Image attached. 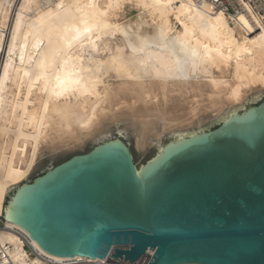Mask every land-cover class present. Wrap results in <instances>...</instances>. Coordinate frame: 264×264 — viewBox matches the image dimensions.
Listing matches in <instances>:
<instances>
[{
    "label": "bare ground",
    "instance_id": "1",
    "mask_svg": "<svg viewBox=\"0 0 264 264\" xmlns=\"http://www.w3.org/2000/svg\"><path fill=\"white\" fill-rule=\"evenodd\" d=\"M262 92L264 31L243 13L194 0H0V244L18 264L84 259L50 255L4 220L42 148L99 144L129 122L157 159L164 134L195 136L203 115L224 123Z\"/></svg>",
    "mask_w": 264,
    "mask_h": 264
},
{
    "label": "water",
    "instance_id": "2",
    "mask_svg": "<svg viewBox=\"0 0 264 264\" xmlns=\"http://www.w3.org/2000/svg\"><path fill=\"white\" fill-rule=\"evenodd\" d=\"M121 142L103 141L23 183L4 220L56 257L138 264L150 250L148 264H264V97L212 129L166 141L141 177Z\"/></svg>",
    "mask_w": 264,
    "mask_h": 264
},
{
    "label": "rangeland",
    "instance_id": "3",
    "mask_svg": "<svg viewBox=\"0 0 264 264\" xmlns=\"http://www.w3.org/2000/svg\"><path fill=\"white\" fill-rule=\"evenodd\" d=\"M260 94L258 97H256L255 94L254 96L253 94L249 95L248 101H246L244 105L246 106L248 104L258 103L262 99V97H264V92ZM201 118L204 119H201L202 121H200L198 125L193 124L191 127L192 129L190 127H188V129L190 131L209 130L215 127L216 125H219V123L221 122L217 121V119L214 120V118H208L206 115H203ZM110 127V129L108 130L107 128H105V130L108 131L107 134H105L107 135L106 140L119 139L125 145H127L133 156V161L137 167L144 164L149 158H151L155 154L157 148L154 143H147L144 147H141L139 145L137 146L135 132L133 131V128L129 125V122H121L118 126L112 125ZM170 139H173L172 135L164 134L161 139V144L165 143ZM96 144H98V142H94L93 140H86L73 146H65L54 150H51L49 148H42V152L38 155L35 166L25 182L31 181L34 177L42 174L46 170L52 168L53 166L59 164L60 162L68 159L73 155L82 154L89 151ZM1 226L2 221L0 219V227Z\"/></svg>",
    "mask_w": 264,
    "mask_h": 264
},
{
    "label": "built area",
    "instance_id": "4",
    "mask_svg": "<svg viewBox=\"0 0 264 264\" xmlns=\"http://www.w3.org/2000/svg\"><path fill=\"white\" fill-rule=\"evenodd\" d=\"M200 7L203 4L209 6L212 13L222 12L230 18L239 13H243L259 30L264 31V0H194ZM0 228H4L2 225ZM29 256L34 254L28 246H25ZM149 257L144 256L138 264H148ZM42 264H125L120 260H114L111 257L103 261L96 259H64L54 260L48 257H41ZM0 264H18L15 262L7 251V247L0 244Z\"/></svg>",
    "mask_w": 264,
    "mask_h": 264
}]
</instances>
